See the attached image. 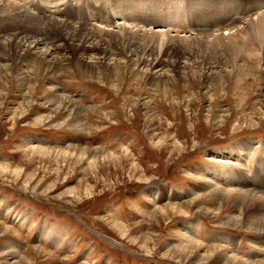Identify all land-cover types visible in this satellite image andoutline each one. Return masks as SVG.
<instances>
[{"label":"rangeland","instance_id":"rangeland-1","mask_svg":"<svg viewBox=\"0 0 264 264\" xmlns=\"http://www.w3.org/2000/svg\"><path fill=\"white\" fill-rule=\"evenodd\" d=\"M42 1L44 12L46 4L53 2ZM55 1H60L56 5L61 8L67 0ZM76 1L107 7L111 22H121L115 25L121 30L125 26L132 32L162 29L172 39L169 49L175 50L170 51L174 57L153 45V52L145 51L146 58L159 53L158 59L187 60L190 67L178 74L164 67L175 76L154 84V70L133 67L135 55H142L137 48L130 53L127 48L111 47L112 58L119 63L110 66L101 60V66L93 64L94 73L74 60L61 74L45 73L0 52V64L14 68L7 80L0 81V166L19 172L0 177V226L8 229L0 235V264L23 258L28 260L22 264H29V259L34 264H223L216 257L208 259L206 249H201L205 257L180 252L188 245L186 238L246 264H264V232L245 230L249 212L243 214L234 206H225L214 218L199 212L218 207L205 191L206 181L212 183L207 173L219 167L240 169L250 176L264 163V31L257 38L264 5L257 13H249L256 0ZM25 12L15 0H0V41L19 33L38 40L44 48L66 47L73 35L81 40L91 36L94 27L107 24L90 11L86 19H47L38 10L35 14L41 19H36L24 17ZM231 26L234 33L228 29ZM199 33L209 36L194 37ZM188 36L194 39L187 40ZM228 37L243 40L244 50L235 59L243 66L233 73L229 72L234 43ZM145 38L152 42V35ZM180 44L184 53L177 48ZM89 53L97 54L93 49ZM129 53L132 56L127 59ZM60 98L83 109L85 133L72 127L80 122L79 116L64 124L68 114H53L51 105ZM20 103L24 108L31 106L23 116L14 114ZM248 141L254 143L247 161L221 162L219 155L214 159V152L221 151L226 158L237 144ZM82 148H98L122 160L114 165L97 160L94 166L90 156L81 159L77 150ZM119 148L128 151V160ZM258 179L252 189L261 183ZM189 203L187 216H152L165 206ZM231 216L238 217L240 227L225 226ZM114 222L125 226L123 238L111 229ZM33 249L41 252L33 254Z\"/></svg>","mask_w":264,"mask_h":264},{"label":"bare ground","instance_id":"bare-ground-1","mask_svg":"<svg viewBox=\"0 0 264 264\" xmlns=\"http://www.w3.org/2000/svg\"><path fill=\"white\" fill-rule=\"evenodd\" d=\"M45 1H51V0H45ZM15 2H16V4H18L19 6L23 7V9L26 10V12L24 14H22L24 17H30L31 16V17H34L36 19H41V18H38V16L35 14V12L38 10L41 12L42 15H44V16L46 15L47 19H54V17H56V16H58L59 18H62V17L63 18H66V17L67 18H71V17L76 18V17H78L80 19H86L87 15L90 11L91 13H93V15L97 16L98 21H100V18H102V19H105L107 22V24L105 26L94 27V29H92L93 31L91 32L93 35L91 34V36L86 35L81 40L79 39V37H77L75 35L68 38L66 47L60 46L61 45L60 44V45H56V46L51 47V48H48V47L44 48L43 45H42V47L40 46L41 43H39L38 40L37 41H30L29 38L24 37L23 35L20 37L19 33L12 34V37L9 36V38H6L5 40L0 41V52L1 53H5L6 55L18 57V58H20V60H22L23 62L28 64L30 67L36 66L38 69L45 71V73L48 72V73H57V74L59 73V74H61L62 72H64L65 67L72 64V62L74 60L79 63V66H82L83 69H86V70L90 71L91 73L95 72L94 71V68H96L95 66H101L102 65L99 62L101 60L104 61L103 62L104 64H107L110 66L113 65L114 63L118 64L119 62L118 61L116 62L114 60V58H112L114 56V54L110 50L111 47H114L115 50L119 49V48H120V50L127 48L128 52H130V53H134L136 48L141 49L142 55H140V56L135 55V58H133L134 60H136V63L133 64V67L135 66L137 68H141L143 66V67H149L151 70H154L153 71L154 76L152 79V82L154 84H157L160 82L165 83V80L167 79V77L175 76L172 73L171 74L167 73V70H169V69L163 70L162 68H164V67H171V71H176L177 74L180 72L184 73L185 71H188V67H190L189 64L187 65V60L177 62V61L172 60V59L162 60L161 57H159V59H158L159 53L155 56H152V57H150V54H149V58H146V55H144V54H146L145 51L146 52L148 51V53H150V50H151V52H153V50H152L153 45H155V46L160 45V47L161 46L164 47L163 51L165 50L166 52H163V55H169L170 54L169 55L170 58L174 57L175 50L169 49V47L172 45V43H171L172 39L167 38L168 37L167 34H163L162 29H160L159 31H151V30L150 31L149 30L141 31V30H139V31L132 32L133 29L131 28L132 30H128L126 28L127 26L123 27V30H121L122 26L115 28L117 25H121V22L118 21V22L113 24L111 22L109 15L107 14L108 13L107 7H105V6L104 7L99 6L97 8H94L87 3L82 4L78 1L75 2V0H67L64 4L65 6L59 8L56 5V2L59 3L60 1L52 0L53 3L51 5L48 6L46 4V9L49 11L46 10V11L42 12L43 6L45 4L44 1H42V0H40L39 3H37L36 0H15ZM256 2H257V5L253 6V8H251V11L249 13H257L258 11L261 10V6L263 7L264 0H256ZM26 7H31L32 11H29ZM59 10H60V12H59ZM53 11H55V15H52ZM49 12H50V14H49ZM68 14H71V15H68ZM229 23H231V21ZM238 24L241 25V23H238ZM258 24L260 25L258 27V30H257V34L259 35V37H257V38L259 39L260 36H262L263 31H264V15H262L258 18ZM94 25H96V23ZM255 25H253V26H255ZM111 26H113V28H115V29L110 28ZM194 26L197 27V30H201L199 23H196ZM225 27L226 26H224V28ZM238 27H239V25H238ZM104 28L105 29H112V30H103ZM256 28H257V26H256ZM228 29H229V31H231V33H234L232 30L235 29V26H231ZM189 30L191 31L192 29H189ZM194 30L195 29H193L192 31H194ZM237 32H240V31H237ZM231 33H228V35L230 36ZM146 34L152 35V38H151L152 42L147 43L148 38L147 39L145 38ZM215 35L216 36H219V35L225 36V34H223V33H221V34L216 33ZM176 36L173 35L174 38ZM195 36H203L204 37V36H209V35H207L206 33H204V34L199 33V34H195L194 37ZM185 38H187V40H188V38L191 40L194 39L191 36H188ZM185 38H183L181 41L184 42ZM98 39H100L101 42ZM227 40L231 43V45L234 43V46H232L233 47V49H232V60L233 61L230 62L232 70H230V72H229V73H233L235 71L240 70L239 68L243 66V65H237L235 63V59L237 57H239V53L243 52V50H244V48L241 46V42L243 40L241 41L237 38L234 40L230 37H228ZM235 43H236V45H235ZM177 48L179 51H182L184 53L185 48H183L181 44L178 45ZM67 49L69 52H67ZM87 49H89V50H87ZM91 49L96 50L97 54L89 53ZM170 51H174V53L170 52ZM65 52H67V53L65 54ZM68 53H70V55H68ZM130 53L127 56V59L131 58L132 55ZM248 56H251V55L248 54ZM127 62H128V60H126V63ZM227 63H228V61H225L223 63V65H225L227 67ZM9 65H1L0 64V81L1 82L4 80H7V78H9L11 76V73H13L14 68L12 66H9ZM263 70H264V66H263ZM24 71H27V70H24ZM33 72H34V70H33ZM146 72H147V70H144V71H142V74H145ZM21 73H23V72H21ZM21 73H20V75H21ZM26 74H27V72H26ZM29 77L21 76L20 78L21 79H28ZM183 78H184V76L182 77V79ZM222 78H224V76H222ZM52 90H53V88H52ZM56 99H57V96H56ZM69 100H67L65 98H60L59 101H57L56 103L53 102L55 105H51V110H52L53 114L57 113L59 111H62V112H65L66 114H68L67 119H65V121L63 122L64 124L66 122H68V120H70V118H72L73 116H79L80 122L75 121L76 124H74L72 127L81 133H85L87 131V126H86V123L84 122L85 119L82 115L83 109L78 104H75V102L72 103ZM27 104H29V103L25 102L26 106H28ZM2 105L3 104L0 103V106H2ZM29 108H24V106H22V103H20L18 105V108L15 109L14 114L17 115V113H21V115L23 116V114H25L29 111ZM15 117L16 116L12 117L11 120H13ZM14 122H13V125L15 124ZM253 143L251 141L250 142L248 141V142H241L240 144H237L236 147L238 149L236 147H234L237 150L235 149L234 151H231L229 153L228 157L226 154V158H223V156H222L224 154L223 152H222L223 154H219L221 151H217L214 153H216L215 154L216 156L217 155L220 156L219 157L220 159H218V160H221V162H223V161L227 162V161H231V160L234 161V159L235 160L238 159V161L241 162V160H243L241 158H245V160L247 161L248 160L247 157H249L251 154L248 156L246 154H248V152L250 150H252ZM73 148H75V147H73ZM246 148H249V149L245 151ZM173 149H174V146H173ZM262 149H264V148H262ZM32 150H37V151L43 152V153H50L49 150L41 149V148H37V147H33ZM225 151H227V150H225ZM235 151L237 152V155H236ZM104 152H106V151H103V150L98 149V148H94V149L82 148L81 150L80 149L77 150V153L81 154V159H85V158H83V156L87 157V158L90 156L91 160H93V162H94V164H93L94 166H95L97 160L99 162H102V163H104V162H107L109 164L111 163L112 165L119 164L120 161L122 160V157L117 156L114 153L111 154V153H104ZM127 152L128 151L126 149H120L119 150V153L121 155H123L125 159L128 160L129 156H128ZM215 155H214V159L218 158V156L216 157ZM214 159L212 158L211 160H213V162H217ZM9 168H10L9 166H0V177H3L1 174L11 175V176L18 175L19 172L10 171ZM134 168H136V166H134ZM256 169H258V171L256 173L251 174L250 176L248 174L241 173L240 169L228 170V169H224V168L219 169V167L217 169H214V171L211 170L210 171L211 175H210V173H207L206 175H208V177H210V180L212 183H210L209 181H206V187H205L206 190L205 191L208 192L209 200L214 202L215 205L218 204V207H215L214 210L213 209L208 210V209L203 208V210H199V212L203 211L205 214L210 216L209 218H214L215 216L217 217L218 215H220L222 213V210L225 206L227 208L234 206V207H237V209L239 211H242L243 214H245L246 212H249V216H247V220L244 223L245 230L253 231V232H259V233L264 232V218L261 217L264 215V163L259 164ZM237 172H240V173L237 174ZM255 178H257V179L261 178V179H258L259 180L258 183H260V182L261 183L259 184V186H256L255 188L252 189L251 186H253L255 184V181L257 180ZM145 180L148 181L149 178H146ZM238 185H240L238 187L240 189H238V190L231 188V186L237 187ZM257 189H259V191ZM194 195H196V193H194ZM156 196H157V194L154 193L152 195V199L155 200ZM222 197H224V198L221 200ZM191 208H192L191 203L184 204V205L165 206L163 208H160L161 211H157V213L155 212L152 216L160 215L161 219H164L166 216H170V215L187 216L191 213ZM152 216H151V218H152ZM224 224L226 227L235 229V228L241 226V221L238 219V217H232L231 216V217L226 218V222ZM190 226H191V223H188L186 225L187 228H190ZM124 227L122 225L114 222L111 226V229L113 231H115V233L119 234L122 237V236H125V228ZM1 231H3V232H1ZM7 231H8L7 227L0 226V232H1L0 235L5 234ZM186 239L188 242V245H186L187 247L179 248V251L182 253H185L186 255H192V254L195 255L197 252L200 257H205L206 255L203 254V251L201 249H206L208 252V255H207L208 259H210L212 257H216L217 259H220L222 261L221 263H223V264H246V262L241 261L232 255H221L219 253V249L216 247L204 246L203 244L194 241L193 238H186ZM138 241H139V239H137V238L133 239L132 244L137 243ZM134 245H137V244H134ZM10 251H12V250H10ZM37 252H41V251L38 249L32 250L33 254H35ZM18 253L16 254L17 256L19 255ZM16 255H14V256H16ZM24 260H28V259L23 258V259H21L22 262L18 261V259H17L13 262L3 263V264H22L25 262ZM29 260H30L28 262L29 264H34L33 259H29Z\"/></svg>","mask_w":264,"mask_h":264}]
</instances>
